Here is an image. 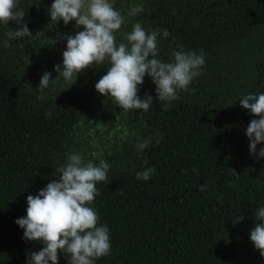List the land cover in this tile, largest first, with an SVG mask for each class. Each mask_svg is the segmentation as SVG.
<instances>
[{
	"label": "trees",
	"instance_id": "obj_1",
	"mask_svg": "<svg viewBox=\"0 0 264 264\" xmlns=\"http://www.w3.org/2000/svg\"><path fill=\"white\" fill-rule=\"evenodd\" d=\"M53 2L16 0L32 36L9 39L16 24L0 22V264H26L43 247L25 241L15 221L26 216L27 196L58 177L74 151L111 165L88 205L110 235V253L94 264H264L250 240L264 207V158L250 154L245 135L259 117L239 102L264 93V0H109L126 19L117 44L139 22L158 31L157 59L171 62L179 50L205 54L201 74L167 110L145 75L137 95L153 97L147 112L125 111L97 92L108 64L88 67L72 85L61 78L38 98L42 74L55 79L62 64L66 40L57 33L83 30L75 21L50 22ZM138 4L143 11L128 16ZM145 139L148 148L138 150ZM147 167L155 173L137 180ZM58 264H67L59 250Z\"/></svg>",
	"mask_w": 264,
	"mask_h": 264
},
{
	"label": "clouds",
	"instance_id": "obj_2",
	"mask_svg": "<svg viewBox=\"0 0 264 264\" xmlns=\"http://www.w3.org/2000/svg\"><path fill=\"white\" fill-rule=\"evenodd\" d=\"M142 11V5H135L128 11V16ZM25 15L24 9H17L16 0H0V22L8 24L13 21L17 26L14 31L6 33L9 39L32 36L24 21ZM48 15L50 22L57 24L62 20L67 25L75 21L76 28L83 26V30L74 36L57 33V40H66V49L62 53V64L54 66L56 78L52 79L48 71L42 74L38 91L40 99H44V90L61 78L72 85L78 74L88 67L108 64L106 74L95 84L99 94L114 98L125 111L139 109L147 112L153 97L145 94L141 99L137 95L138 85L143 84L147 75L156 86V98L166 102L162 110H167L171 101L178 99V90H188L205 64L202 51L199 54L174 51L171 62L157 59L158 31H146L139 22L132 25L133 30L126 34L125 41L117 44L114 33L126 19L109 0H54ZM163 35L166 37L168 33L165 31ZM4 46H9L8 40L4 41ZM239 102L243 109L259 117L250 121L245 133L250 154L259 160L264 158V147L257 152V145L264 143V93L244 95ZM150 143L151 140L145 139L136 147L144 150ZM110 167L105 159H100L97 166L94 161L85 162L80 152H70L66 163L57 168L60 175L51 179L38 194L27 196L26 216L18 218L15 223L24 229L25 241H40L43 247L28 253L26 264H58V250L64 254L67 264H94L95 258L110 253L109 228L103 224L97 226L98 215L88 206L99 194L97 182L107 180ZM228 171L236 173L232 169ZM154 173V167H147L136 173V179L147 181ZM206 187L201 185L199 190L203 192ZM243 219L242 215H237L234 222ZM255 221L250 240L264 257V207L255 212Z\"/></svg>",
	"mask_w": 264,
	"mask_h": 264
}]
</instances>
